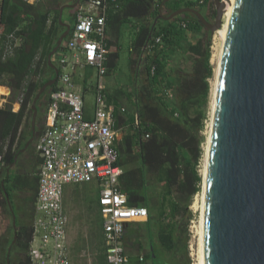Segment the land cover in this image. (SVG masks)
Segmentation results:
<instances>
[{"label":"trees","instance_id":"obj_1","mask_svg":"<svg viewBox=\"0 0 264 264\" xmlns=\"http://www.w3.org/2000/svg\"><path fill=\"white\" fill-rule=\"evenodd\" d=\"M162 1L122 0L117 9V16L143 17L152 12V19L156 18L154 25L151 23L143 33L140 32L142 46L146 43L142 60L147 80L133 93L136 97L137 122H131L129 129L116 142L119 151L117 163L122 168L117 187L127 195L129 205L146 206L150 218L171 220L161 224L158 232L162 234L163 250L173 257L188 240L186 229L192 217L189 206L202 186L199 165L203 155L201 144L205 137L201 130L210 99L209 79L214 75V66L210 62L213 33L189 12L169 20L157 17ZM181 7L198 9L208 21L215 16L213 0H167L161 5V10L164 9L163 15L167 16ZM57 17L58 12L49 20L47 11L24 0L2 1L0 88L9 86L13 96L11 101L18 102L19 107L15 111L12 103L0 106V264H7L10 246L9 264H29L37 173L27 171L24 174L4 173L2 176L1 172L14 162L15 156L31 136L32 100L40 87L54 76L47 56L59 35ZM122 21L119 18L118 23ZM187 33L197 34L196 40L187 42ZM10 34L21 41L12 53L4 55ZM156 37H160V42H155ZM62 48L63 45L60 50ZM174 49L185 55L177 61L176 66L168 67L169 55ZM58 54L52 56L53 63ZM116 57V53L108 55L105 75L113 73ZM130 62L137 61L130 59ZM47 69L51 72L45 76ZM55 86H49L37 101V134L44 128L41 120L45 117L48 92ZM104 91L106 97V89ZM166 91L171 95L168 96ZM36 156L39 162L41 158ZM19 189L24 190V195L18 196L19 206H16L13 199ZM4 190L16 215V239L12 245V213ZM78 196L87 203L91 215L88 218V231L80 237L82 245L75 250L90 246L95 253V264H109L97 208L98 192H78ZM151 255L152 252L145 256L151 260ZM135 260L131 259V262ZM189 260L182 264H189ZM175 261L181 264L179 259Z\"/></svg>","mask_w":264,"mask_h":264},{"label":"water","instance_id":"obj_2","mask_svg":"<svg viewBox=\"0 0 264 264\" xmlns=\"http://www.w3.org/2000/svg\"><path fill=\"white\" fill-rule=\"evenodd\" d=\"M80 2L76 0L73 6ZM161 5L158 17L169 20L189 12L212 33L221 27L226 7L225 0H213L215 18L208 21L192 7H181L165 16ZM65 6L69 5L61 6L60 21ZM62 24L65 30L47 56L54 76L32 100L31 136L19 152L35 140L37 101L57 80L59 69L52 56L71 28ZM17 158L18 154L14 162ZM1 185L4 187L3 181ZM4 194L12 213V245L16 215L5 190ZM201 256L202 264H264V0H233L229 8L203 179Z\"/></svg>","mask_w":264,"mask_h":264},{"label":"built area","instance_id":"obj_3","mask_svg":"<svg viewBox=\"0 0 264 264\" xmlns=\"http://www.w3.org/2000/svg\"><path fill=\"white\" fill-rule=\"evenodd\" d=\"M24 1L32 4L39 0ZM121 1L82 0L63 48L55 58L59 69L56 86L48 92L44 128L34 140L41 162L36 171L38 183L29 264H71L63 197L67 185L85 183H94L97 188L107 262L151 264L143 253L137 254L135 262H131L124 245L126 225L145 222L149 213L146 206L129 205L127 195L117 187L122 173L117 163L118 131L113 126V106L107 103L103 86L108 55L107 13L111 7L117 10ZM16 41L10 34L4 55L12 53ZM155 42H160V37H156ZM85 66L95 69L92 118H86L83 94L72 78L73 70ZM8 94L9 91L0 93V106L7 102ZM166 94L171 95L169 91ZM190 249L193 254L192 245Z\"/></svg>","mask_w":264,"mask_h":264},{"label":"crops","instance_id":"obj_4","mask_svg":"<svg viewBox=\"0 0 264 264\" xmlns=\"http://www.w3.org/2000/svg\"><path fill=\"white\" fill-rule=\"evenodd\" d=\"M76 0H39L35 1L32 4L37 5L39 9L42 11H47L49 14V20L52 19V17L58 12V31L59 35L65 30V27L62 23H68L73 25L76 16L77 11L79 10V5L81 2L75 6ZM69 5L65 6L62 9L61 12V21L59 20V14H60V8L63 5ZM71 5V6H70ZM121 11V10H120ZM164 13V9H162ZM119 15V11L115 10L113 7L109 8L106 18V33H105V42L106 46L108 48V55L110 53H115L119 49V45L121 43V40L125 36L124 29H128L129 27L133 29L132 33L135 34L134 38L131 39V43L129 45V51L131 52L130 59L137 61L136 63H131L132 72L135 76L134 80L137 81V83H134V91L137 87L143 85L147 78L145 76L144 67H143V58L146 53V43L142 46V42L140 39V35L143 33V30L150 26L152 23L153 25L156 22V18L152 19V12L149 14L143 16V17H134V16H124V14ZM124 16V17H123ZM158 17V16H157ZM119 18L123 19V21L119 24L118 20ZM163 20V19H162ZM142 32V33H140ZM58 35V36H59ZM57 36V37H58ZM56 37V40H57ZM197 38V34L193 33H187L185 36V40L188 42H193ZM20 38L17 39V43H20ZM107 55V57H108ZM185 55L183 53H179L177 49H174L171 51L169 55V66H176L177 61L182 59V56ZM49 69L46 70L44 75H49ZM73 81L79 91L82 92L84 97V113L86 118H92L94 115V97L92 101L89 103L85 100L86 92L88 91H94L95 86H93V80L95 81V69L90 66H85L83 68H76L73 70L72 74ZM6 89L7 85H3ZM104 88L106 89V101L107 103L111 104L113 106V126L118 131V138L120 139L122 135L125 134V132L129 129V124L131 122H137V115H136V107L135 102L136 97L133 95L134 91L130 93V98L125 95L123 92V87L119 85L117 77L114 73L105 75L104 77ZM19 107L18 102L12 103V109L17 110ZM37 137V135H36ZM26 149L23 152H20L18 154L17 160L14 162V164H10L5 170H3L1 175L3 176L4 173H19L24 174L27 171H37V167L39 166L41 160L38 162V158L36 154L35 147L33 149H30L31 153H29ZM39 156V155H38ZM1 176V177H2ZM86 184V183H85ZM91 184V190L92 193L97 190L94 183H87ZM82 185V184H81ZM66 192V189H65ZM64 192V193H65ZM17 196H23L24 190H17L16 191ZM64 200V197H63ZM65 206V205H64ZM98 208V207H97ZM66 211V208H65ZM67 215V211H66ZM68 219V217H67ZM171 222L169 218H163L162 221H157L155 217L148 219L145 222L142 223H130L127 224L125 227L126 234L124 235V241L126 240V249L131 259H136L137 254L143 253L144 255L151 253L155 249H162L161 246V238L162 234H159L160 225L164 223ZM161 232V231H160ZM67 234H68V223H67ZM129 234L131 236H129ZM164 251V250H163ZM164 253L167 256H170L171 260H176L172 257V255L167 254L165 251ZM147 258V257H146ZM151 264L152 261L147 258Z\"/></svg>","mask_w":264,"mask_h":264},{"label":"rangeland","instance_id":"obj_5","mask_svg":"<svg viewBox=\"0 0 264 264\" xmlns=\"http://www.w3.org/2000/svg\"><path fill=\"white\" fill-rule=\"evenodd\" d=\"M228 8V7H227ZM215 9V7H214ZM215 16L211 19L213 21ZM125 31V36L121 40V43L119 45V49L115 52L117 54L116 61H115V66L113 68V73L117 77L119 85L123 87V92L129 95L134 91V83H137L136 80H134L135 76L132 72V68L130 65V57H131V52L129 51V45L131 43V39L134 38V35L132 33L133 29L128 28L127 30L124 29ZM219 35L218 32L213 33L212 36V42H211V52H212V46L214 44L215 38ZM217 35V36H216ZM106 38V36H105ZM212 57V54H211ZM210 62L214 66V75L212 78L209 79L210 85L213 86V80L215 76V68H216V63L210 58ZM93 86L96 84V78L95 81L93 80ZM7 89H0V93H8L7 97V102L11 104L12 103V93L11 89L9 86H7ZM7 90V91H6ZM211 92H212V87L210 91V99L208 103V110H207V115L206 118L203 121V127L201 130V134L205 137L202 145L203 148V155L200 161L199 165V171L201 172L202 166H203V159H204V151H205V143H206V137H207V125L210 119V113H211ZM167 96V95H166ZM94 97V91L92 92L91 90L86 92L85 95V100L88 101L89 103L92 101ZM5 103V104H6ZM48 105V103H47ZM42 118V122H44ZM34 147V141L30 143L28 146V152L31 151L30 149H33ZM31 153V152H29ZM91 184H79V185H67L65 187L66 192L64 193V205L67 211V217H68V236H69V256L71 260V264H95L94 263V256L95 253L92 251L90 246L82 247L80 250H75L78 246L82 245L80 241L81 236H85L87 231H88V218L90 217V211L87 207V203L83 202L81 196H78L79 193H92L91 190ZM198 194V193H197ZM195 195L189 209L192 212V221L189 220L188 227H187V232H188V240L186 244H182L174 254L175 259H179L181 264L186 262V260L189 258L190 262L189 264H197V231L196 225L199 219V211L194 210L191 205L194 202L195 198L199 195ZM14 204L16 206H19V197L15 196L14 197ZM184 236V234H183ZM190 245H192V253L190 249ZM156 251H152L151 255V260L152 264H179L178 262L174 261L173 259L171 260L170 256H167L162 249H155Z\"/></svg>","mask_w":264,"mask_h":264},{"label":"bare ground","instance_id":"obj_6","mask_svg":"<svg viewBox=\"0 0 264 264\" xmlns=\"http://www.w3.org/2000/svg\"><path fill=\"white\" fill-rule=\"evenodd\" d=\"M233 0H225V5L226 7L224 8L223 12V20H222V25L220 28L216 29L213 33L218 32L219 35L215 38L214 44L212 46V60L216 63V68H215V76L213 80V86L212 87V92H211V113H210V119L207 125V137H206V143H205V151H204V159H203V166L201 169V175H202V186H201V191L198 192V196L195 198L194 202L192 203L191 207L199 211V219L196 225V231H197V264H202V256H201V215H202V198H203V179L205 176V170H206V156H207V150H208V143H209V136H210V127H211V119H212V106H213V101H214V89H215V81H216V75H217V70H218V64L220 61L221 57V52H222V45H223V39H224V34H225V27L227 23V18H228V13H229V8ZM228 7V8H227ZM2 89V88H0ZM7 89V88H6ZM7 91V90H6Z\"/></svg>","mask_w":264,"mask_h":264}]
</instances>
